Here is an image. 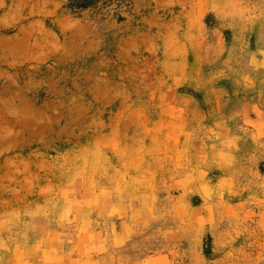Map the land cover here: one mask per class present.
Wrapping results in <instances>:
<instances>
[{"label":"rangeland","instance_id":"374dc122","mask_svg":"<svg viewBox=\"0 0 264 264\" xmlns=\"http://www.w3.org/2000/svg\"><path fill=\"white\" fill-rule=\"evenodd\" d=\"M0 264H264V0H0Z\"/></svg>","mask_w":264,"mask_h":264}]
</instances>
